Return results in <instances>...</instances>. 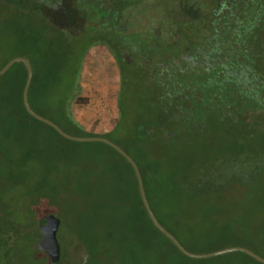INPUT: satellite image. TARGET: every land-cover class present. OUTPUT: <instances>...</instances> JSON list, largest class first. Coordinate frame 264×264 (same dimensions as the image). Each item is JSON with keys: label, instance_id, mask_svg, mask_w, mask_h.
Masks as SVG:
<instances>
[{"label": "trees", "instance_id": "obj_1", "mask_svg": "<svg viewBox=\"0 0 264 264\" xmlns=\"http://www.w3.org/2000/svg\"><path fill=\"white\" fill-rule=\"evenodd\" d=\"M141 1L0 0V69L27 57L35 112L71 135L123 148L155 217L186 249L238 245L264 257V4L229 15L175 0L150 15L147 29L136 27L149 7ZM98 45L119 78L106 133L72 113ZM26 75L18 62L0 76V261L24 264L26 239L37 251L39 237L38 218L23 229L8 198L33 206L41 196L85 250L81 264H262L242 252H180L151 222L122 155L66 139L25 110Z\"/></svg>", "mask_w": 264, "mask_h": 264}, {"label": "rangeland", "instance_id": "obj_2", "mask_svg": "<svg viewBox=\"0 0 264 264\" xmlns=\"http://www.w3.org/2000/svg\"><path fill=\"white\" fill-rule=\"evenodd\" d=\"M183 2V7H200L206 9V11L212 6L211 0H183ZM141 3H148L149 7L145 10V15L142 12L136 17V27L144 26V28L149 29L150 26L147 24L149 23L150 15H159L166 3L167 6L169 3L173 7L175 0H142ZM141 3L139 4L141 5ZM131 9L135 10V8ZM118 80L117 68L108 49L102 45L94 46L87 54L83 65L81 98L72 104V113L75 119L88 131L106 133L113 127L118 114L116 105ZM35 202L36 204L31 206L30 201L25 199H16L14 196L8 198V210L11 213V217L23 229L31 228V223L37 218L39 219L40 215L53 214V212L49 211L46 199L37 196ZM61 218L60 220L62 221ZM28 231L29 237L33 236L32 230ZM57 237L61 246L62 261L64 260L66 264H81L86 257L85 250L78 242L74 241L64 222L59 226ZM26 244L24 253L26 264H47L48 260L44 259L32 247V241L29 242L26 239Z\"/></svg>", "mask_w": 264, "mask_h": 264}, {"label": "water", "instance_id": "obj_3", "mask_svg": "<svg viewBox=\"0 0 264 264\" xmlns=\"http://www.w3.org/2000/svg\"><path fill=\"white\" fill-rule=\"evenodd\" d=\"M21 62L24 64L26 68V80L23 86L22 90V101L25 110L35 119L49 125L53 129H55L61 136H63L66 139L77 141V142H102L104 144L109 145L113 149H115L120 155H122L126 161L132 166L135 177L137 179L138 183V189H139V195L142 201V204L151 220L153 225L161 232L163 233L176 247L177 249L182 252L185 256L193 258V259H206V258H212L218 255L228 254L232 252H242L250 257L254 258L258 262L264 264V257L260 256L259 254L255 253L254 251L250 250L247 247L244 246H229L225 248H221L215 251L205 252V253H196L192 252L188 249H186L176 238L173 234H171L155 217L149 202L146 197L144 184L142 180V176L139 170L138 165L134 161V159L118 144L113 142L112 140L102 137V136H75L71 135L67 132H65L62 128H60L56 123H54L52 120L48 119L47 117H44L37 112H35L29 102H28V90L29 86L32 80V66L30 63V60L27 57L24 56H16L12 59H10L1 69H0V76L3 75L8 71V69L15 63ZM60 225V219L55 216L52 213H49L47 215H43L38 220V228L41 232V239L37 242L36 247L38 251H40L43 254L48 255L52 261L56 262L59 260L60 257V244L57 239V231L59 229Z\"/></svg>", "mask_w": 264, "mask_h": 264}, {"label": "flooded vegetation", "instance_id": "obj_4", "mask_svg": "<svg viewBox=\"0 0 264 264\" xmlns=\"http://www.w3.org/2000/svg\"><path fill=\"white\" fill-rule=\"evenodd\" d=\"M211 1H212L211 2L212 6H215V7H212V9H211V11L213 13H215V14H220V13L226 14V13H228L229 15L238 13L240 8L245 7L249 3L254 4L255 8H259V5L264 4V0H211ZM37 226H38V223H37ZM38 230H39V228H38ZM40 239H41V232L39 230V237L36 241V244ZM57 239H58V237H57ZM58 241H59V239H58ZM35 247H36V245H35ZM36 249H37V247H36ZM37 251H38V249H37ZM38 252L44 257V259L48 260L47 264H66L64 262V260L62 261L61 246H60V257H59V260L56 262L52 261L48 255L43 254L40 251H38ZM0 264H16V263L11 262V261H10V263L0 261ZM24 264H26V263H24Z\"/></svg>", "mask_w": 264, "mask_h": 264}]
</instances>
